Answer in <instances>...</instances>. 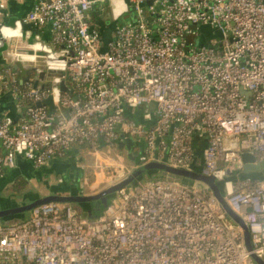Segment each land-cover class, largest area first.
I'll return each instance as SVG.
<instances>
[{"label": "built area", "instance_id": "2783aa9c", "mask_svg": "<svg viewBox=\"0 0 264 264\" xmlns=\"http://www.w3.org/2000/svg\"><path fill=\"white\" fill-rule=\"evenodd\" d=\"M31 1L10 25V0H0V93L21 108L13 126L0 118V173L19 156L42 167L75 147L110 150L121 132L144 138L142 162L167 154L187 165L205 137L202 172H236L226 200L264 257V169L241 177L244 153L264 161V0ZM107 10L103 32L93 11ZM125 13L135 19L118 23ZM204 26L221 36L198 44ZM224 217L207 189L139 181L98 218L48 202L0 222V264H255Z\"/></svg>", "mask_w": 264, "mask_h": 264}, {"label": "water", "instance_id": "95a60500", "mask_svg": "<svg viewBox=\"0 0 264 264\" xmlns=\"http://www.w3.org/2000/svg\"><path fill=\"white\" fill-rule=\"evenodd\" d=\"M146 3L151 4L152 1L148 0ZM14 4L15 2L10 0L12 9ZM102 18L110 25L112 21L111 12L107 10L103 13ZM44 75L45 73L42 72L41 78H43ZM36 85H38V81ZM64 89H66V85L63 83L62 90ZM7 93L8 95L0 94V118H9L11 120V126H13L19 120L21 108L17 107L13 92L9 91ZM8 97L11 99L15 110L19 111V114H4L3 106L7 104L6 100H9ZM46 102L50 105L51 112H54L52 99L48 98ZM38 104L40 105V103ZM150 108L154 109L155 103H151ZM117 143L124 146L128 158L134 162L132 170L125 178L97 192L85 193L82 184L85 170L84 167L79 164V159L50 162L42 166V168L32 169L33 173H30V178L44 184L49 189L48 193L41 195L39 192L28 190L23 194L24 200L18 201L16 198L4 196L0 192V222L5 224L20 223L28 217L30 211L35 206L48 202L68 203L71 204L78 213L89 218H98L111 204L121 188L136 180L143 181V176L147 175L148 178H151L149 181L158 179L177 180L197 188L209 190L217 199L219 207L224 213V221L228 225L237 226L242 229L245 246L251 252L254 263L264 264V257L254 252L252 236L247 223L241 215L231 208L226 200L225 182L229 179H235L236 172L225 170L220 177L216 175H205L202 172L203 153L207 145V139L205 137H197V141L194 144V159L187 165L174 164L167 154L165 156L156 155L148 162H142L141 157L145 152V141L143 137L133 138L121 132L120 139ZM136 146L140 147V151L137 153L134 152ZM243 159L245 165L241 177H263L262 172L255 171L264 169V161L254 164L255 157L249 152L243 154ZM26 160L29 161L28 163H32L31 160ZM22 169L25 170L24 167ZM15 171L17 170H12L7 178L13 179ZM59 178H61L59 182H50V179L57 180Z\"/></svg>", "mask_w": 264, "mask_h": 264}, {"label": "rangeland", "instance_id": "374dc122", "mask_svg": "<svg viewBox=\"0 0 264 264\" xmlns=\"http://www.w3.org/2000/svg\"><path fill=\"white\" fill-rule=\"evenodd\" d=\"M125 13L123 17L128 15ZM122 17L119 19L118 23H122ZM114 22L113 24H116ZM221 36L220 32L216 29H213L211 26L202 27V35L198 38V44H206L204 39H209L211 37L219 38ZM142 110L137 112V115L140 116ZM138 116V117H139ZM139 121V118H136ZM169 137V136H167ZM80 164L84 167L85 173L82 178L83 191L85 193H94L107 186H110L117 181L121 180L120 176L124 173V170L127 168L131 169L134 165V162L131 161L127 156V151L124 146L117 144L113 148H103L99 151H96L92 148H83L78 154ZM78 156V157H79ZM143 181L146 179L149 181L151 178H148L147 175L143 176ZM27 191L31 190L34 192H39L40 194L48 193V188L44 184L38 183L36 180L27 179ZM139 181H134L131 184L127 185L128 187L133 185H138ZM24 191V192H27ZM24 194V193H23ZM18 201L24 200L23 196L18 194L15 197Z\"/></svg>", "mask_w": 264, "mask_h": 264}, {"label": "crops", "instance_id": "0c3cea01", "mask_svg": "<svg viewBox=\"0 0 264 264\" xmlns=\"http://www.w3.org/2000/svg\"><path fill=\"white\" fill-rule=\"evenodd\" d=\"M13 2H15V5L16 6H20V7L26 8L27 11L31 8V4H32V1L31 0H13ZM10 12H11V9H10ZM11 14L12 15H11L10 18H12L13 16H16L17 15V14L15 15V11L11 12ZM10 18H8L7 20H10ZM16 18L15 19H12V21H15ZM103 23H102L103 26L105 24L108 25L104 19H103ZM1 61H2V58H1V55H0V63H1ZM0 94L1 95H6V94L8 95L7 92L6 93H0ZM6 101H7V104L5 106H3V108H4L3 109L4 114L5 115H8V114L17 115V114H19V111L15 110V107L12 105L11 99L9 98V100L7 99ZM122 147H123V145H122ZM83 148H84V146H82V147H75V148H73V149H71L69 151V153L67 154V156L65 158H56L53 161H51V163L52 162H56V161L58 162V161H61V160L62 161H67V160L68 161H72V160H75L76 158L77 159H82V158H80V156L78 154H79V152H81L83 150ZM3 153H4V148H3L2 144H1V141H0V157H1V155ZM28 162L29 161H27L26 158H24L22 156H19L18 159H17V163H16V165L14 167H12V168H5L0 173V183H1V185H0V192H1V194L4 192L2 195L9 196L8 193H9L10 185L13 184L16 180L23 179V178H25L26 180L27 179H32V178H30V173H33L32 172V169L34 170L35 168H42V167L35 166L33 162L32 163L31 162L28 163ZM79 164H80V161H79ZM23 167H24L25 170L22 169ZM14 169H16L17 171L14 172L13 179L7 178L8 175H9V173L12 170H14ZM24 186L21 187L23 189L19 188L21 190L20 191H17L18 194H20L22 196H23V193H25L24 191H27V187H26L27 186V183L26 182L24 183ZM41 195H43V194H41ZM15 197H12V198H15Z\"/></svg>", "mask_w": 264, "mask_h": 264}, {"label": "trees", "instance_id": "16d2710c", "mask_svg": "<svg viewBox=\"0 0 264 264\" xmlns=\"http://www.w3.org/2000/svg\"><path fill=\"white\" fill-rule=\"evenodd\" d=\"M10 7V9H12V7H11V5L9 6ZM13 11H15V15L16 16H13L12 18H10V20H7V23L8 24H10V25H14V22L15 21H12V19H15L16 17L17 18H20V17H22L23 15H25V13H26V11H27V9L26 8H24V7H20V6H16L15 4H14V7H13V9H12V11L11 12H13ZM95 11H93V17H92V22L94 23V24H98V27L103 31V32H105L106 31V29H107V27L106 26H108V25H101L99 22H98V20H97V17H95ZM124 16V15H123ZM122 16V19H123V22L122 23H124V22H128V21H132V20H134L135 19V15L133 14V13H129L128 15H126L125 17H123ZM16 18V19H17ZM122 146V145H121ZM25 187V186H24ZM21 189H23V188H21ZM21 189H18L17 191H20Z\"/></svg>", "mask_w": 264, "mask_h": 264}, {"label": "flooded vegetation", "instance_id": "af4514ba", "mask_svg": "<svg viewBox=\"0 0 264 264\" xmlns=\"http://www.w3.org/2000/svg\"><path fill=\"white\" fill-rule=\"evenodd\" d=\"M97 20H99L100 22H102L103 21V19L101 18V17H97ZM110 24H112V23H110ZM60 179L61 178H59V179H50V182L52 183V182H54V183H56V182H59L60 181ZM26 181H28V180H26L25 178H23V179H18V180H16L13 184H11L10 185V188H9V193H8V195H9V197H15V196H17L18 195V192H17V190L19 189V188H21V187H23L24 186V183L26 182ZM38 183H40V182H38ZM40 184H42V183H40ZM4 193V192H3ZM2 193V194H3Z\"/></svg>", "mask_w": 264, "mask_h": 264}]
</instances>
